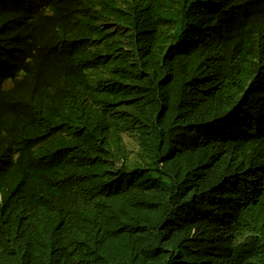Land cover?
<instances>
[{"label":"trees","instance_id":"obj_1","mask_svg":"<svg viewBox=\"0 0 264 264\" xmlns=\"http://www.w3.org/2000/svg\"><path fill=\"white\" fill-rule=\"evenodd\" d=\"M0 264H264V0H0Z\"/></svg>","mask_w":264,"mask_h":264},{"label":"bare ground","instance_id":"obj_2","mask_svg":"<svg viewBox=\"0 0 264 264\" xmlns=\"http://www.w3.org/2000/svg\"><path fill=\"white\" fill-rule=\"evenodd\" d=\"M188 76V75H187ZM174 77V76H173ZM174 97V96H173ZM194 98V97H193ZM189 99V98H188ZM191 104V103H190Z\"/></svg>","mask_w":264,"mask_h":264}]
</instances>
